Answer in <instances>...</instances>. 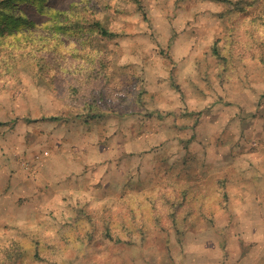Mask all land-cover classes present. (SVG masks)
Masks as SVG:
<instances>
[{"label": "rangeland", "instance_id": "1", "mask_svg": "<svg viewBox=\"0 0 264 264\" xmlns=\"http://www.w3.org/2000/svg\"><path fill=\"white\" fill-rule=\"evenodd\" d=\"M40 1L115 34L78 53L108 95L87 122L64 70L1 52L0 256L264 264V0Z\"/></svg>", "mask_w": 264, "mask_h": 264}, {"label": "trees", "instance_id": "2", "mask_svg": "<svg viewBox=\"0 0 264 264\" xmlns=\"http://www.w3.org/2000/svg\"><path fill=\"white\" fill-rule=\"evenodd\" d=\"M19 1L32 0L0 1V55L6 52L9 64L10 57L22 56L39 66L40 70L47 66L55 67L56 71L64 70L71 76L68 98L82 105V114L87 122L100 118L108 95L105 77L96 70L95 57L88 55L84 58L78 53L89 49V46L94 47L89 41L92 35L111 38L115 34L99 20L90 18L85 5L60 11L49 9L40 1L36 3L37 12L48 17L40 26L30 21L28 14L19 8ZM131 1L143 10L141 0ZM72 55L73 59L70 58ZM21 257V248L16 244L0 256V264H18Z\"/></svg>", "mask_w": 264, "mask_h": 264}, {"label": "crops", "instance_id": "3", "mask_svg": "<svg viewBox=\"0 0 264 264\" xmlns=\"http://www.w3.org/2000/svg\"><path fill=\"white\" fill-rule=\"evenodd\" d=\"M52 171H53V170H50V169L47 170V172H48V174H49V178H47V179H48L49 181H62V180H61L62 178H60V175H58L57 177L54 178V177L52 176V174H51ZM66 178H67V177H66ZM7 179H9V180H11V181H14V176H13L11 173H9ZM64 180H65V179H64ZM69 180H70V179H68V181H69Z\"/></svg>", "mask_w": 264, "mask_h": 264}]
</instances>
